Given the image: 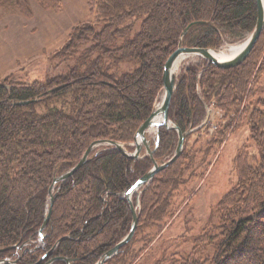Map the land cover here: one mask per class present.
Masks as SVG:
<instances>
[{
	"label": "trees",
	"instance_id": "1",
	"mask_svg": "<svg viewBox=\"0 0 264 264\" xmlns=\"http://www.w3.org/2000/svg\"><path fill=\"white\" fill-rule=\"evenodd\" d=\"M34 1L56 13L64 9L63 0ZM0 4L26 18L34 15L31 0ZM87 4L104 27L101 31L87 23L73 27L67 44L57 52L62 60H74L66 73L32 84L10 76L0 79V261L46 264L67 257L73 259L71 264H95L119 243L133 222L124 194L153 167L149 155L131 158L114 146L95 148L84 166L56 184L57 198L40 242L54 179L73 168L95 141H117L128 151L135 150L132 143L138 130L160 100L165 64L187 28L183 46L218 50L226 40L244 41L258 16L256 0ZM139 20L140 31L131 37ZM121 39L123 45L117 46ZM263 56L264 30L239 66L220 68L198 57L181 67L169 117L182 132H189L183 153L133 196L139 212L135 235L104 264H139L185 201L182 188L205 168L212 147L221 146L245 121L259 155L251 156L248 145L239 151L234 161L237 181L218 204V221H208L190 252H165L153 264H264ZM124 61L139 66L132 72H114ZM25 100L33 102L16 104ZM212 105L228 121L219 124L203 151L197 147L200 135L190 141L210 129V119L199 126ZM159 136L154 157L168 161L177 147L178 131L162 126Z\"/></svg>",
	"mask_w": 264,
	"mask_h": 264
},
{
	"label": "rangeland",
	"instance_id": "2",
	"mask_svg": "<svg viewBox=\"0 0 264 264\" xmlns=\"http://www.w3.org/2000/svg\"><path fill=\"white\" fill-rule=\"evenodd\" d=\"M31 3L34 11L32 18L24 17L10 5L0 4V79L10 76L20 82L32 84L66 73L74 60H62L57 52L67 44L73 27L81 23L92 25L96 31H101L104 27V23L90 13L88 0H63L64 9L60 13L43 9L34 0ZM141 23L142 20H139L134 24L131 37L140 31ZM244 41L231 44L226 40L216 51L231 54ZM123 43L124 40L121 39L117 46H122ZM197 60L196 56L184 59L179 72L183 65ZM261 61L262 59L259 62ZM138 66L136 62L124 61L115 66L113 71L119 74L132 72ZM262 78L264 79V75ZM210 108V129L208 132L203 130L195 134L190 141L193 143L200 135L197 147L202 150L219 124L228 121L223 118L221 110L213 105ZM245 145L249 146L251 156L259 155L256 145L250 140L247 121L236 131H230L221 146L216 144L212 147L205 160V168L199 169L192 181L182 188L181 194L186 195L185 201L181 202L183 199L178 195V202H181L178 211L163 229L162 237L153 242V249L139 264H153L165 252H190L194 246L193 239L203 232L208 221H218V204L237 181L234 161ZM202 154L203 152H199L198 157H202ZM139 246L141 243L137 244Z\"/></svg>",
	"mask_w": 264,
	"mask_h": 264
},
{
	"label": "water",
	"instance_id": "3",
	"mask_svg": "<svg viewBox=\"0 0 264 264\" xmlns=\"http://www.w3.org/2000/svg\"><path fill=\"white\" fill-rule=\"evenodd\" d=\"M256 3H257L258 16H257V23H256L254 30L248 35V37L242 43L241 49L237 53H235L233 56L227 59H220L219 57H217L214 54L215 49L204 48V47L183 46L182 40L189 28H187L183 32L178 48L171 54V56L168 58L165 64L164 75H163L164 86H163L162 94L160 96V100L155 105L150 117L141 125L140 129L138 130V133L136 135L135 142H134L135 150L133 152H130L127 150L124 143L117 142V141H112V140L95 141L90 145V147L86 150V152L82 156L81 160L73 168H71L69 171L65 172L61 176L56 177L54 179L53 184L51 185L49 189V194H50L49 208H48L45 220L43 222V225L40 229V233H39L40 242H42L43 240L44 229L46 228V226L48 225L50 221L53 204L57 198V194L54 192L56 184L72 176L78 169L84 166L89 161V156L91 152L95 148L102 146V145L114 146L127 157L140 158L144 155H149L153 160V167L144 176H142L129 191H127L124 194V197H126L129 200L130 209L133 215V222H132L130 232L119 243H117L112 249L107 251L103 255V257L95 264L106 263L109 259L117 255L123 246H125L132 240L137 230V226L139 222V212H138L137 206L134 205L133 203V196L136 193H139L143 187L148 185L153 180L156 173L160 172L161 170L166 168L168 165L172 164L178 157H180V155L183 153L185 140L189 133V132H185V133L182 132L179 126L176 123H173L169 117L172 97L174 95V92L177 87V82H178L179 70L177 69V65L179 61L182 59H186L190 56H196V57H201L207 60L208 63L214 64L220 68H232V67L241 65L250 55L251 51L257 44L264 30V0H256ZM50 91H54V89ZM31 102H33V100L19 101L16 104L25 105ZM209 117H210V113L207 112L206 119L199 127L204 126L208 122ZM162 126H165L168 129L177 130L179 137H178V144L175 149L174 155L168 161L159 162L155 159L154 153L159 146V137H160L159 130H160V127ZM193 130L194 129H192L191 131ZM153 133L155 134L153 135ZM154 139H155V145L153 146L152 143ZM55 248L49 251V254L52 253L55 250ZM56 260H63L67 264H71L73 259L67 258V257H55L52 260L48 261L46 264H52ZM17 262H18V259L17 260L4 259L0 261V264H5V263L17 264ZM39 262L37 264H39Z\"/></svg>",
	"mask_w": 264,
	"mask_h": 264
},
{
	"label": "bare ground",
	"instance_id": "4",
	"mask_svg": "<svg viewBox=\"0 0 264 264\" xmlns=\"http://www.w3.org/2000/svg\"><path fill=\"white\" fill-rule=\"evenodd\" d=\"M241 47H242V44L239 45V46H237V47H235L234 50H233V53H231V54H226L225 51H216V50L214 51V54L217 57H219L220 59H227V58L233 56L235 53H237L241 49ZM183 60L184 59L180 60L179 63H178V65H177V69L178 70H179L180 65H181V63H182Z\"/></svg>",
	"mask_w": 264,
	"mask_h": 264
},
{
	"label": "built area",
	"instance_id": "5",
	"mask_svg": "<svg viewBox=\"0 0 264 264\" xmlns=\"http://www.w3.org/2000/svg\"><path fill=\"white\" fill-rule=\"evenodd\" d=\"M215 128H217V127H215Z\"/></svg>",
	"mask_w": 264,
	"mask_h": 264
}]
</instances>
